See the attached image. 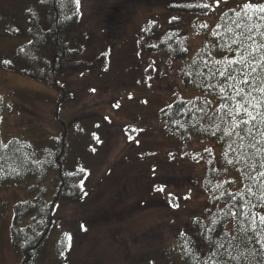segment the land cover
<instances>
[{
    "label": "rangeland",
    "instance_id": "rangeland-1",
    "mask_svg": "<svg viewBox=\"0 0 264 264\" xmlns=\"http://www.w3.org/2000/svg\"><path fill=\"white\" fill-rule=\"evenodd\" d=\"M27 1L0 0L22 31L20 36L0 32V91L6 105L1 138L53 145L67 126L63 168L86 171L78 186L80 200L58 202L54 230L33 264H184L174 242L193 233L192 218L205 216L203 158L209 148L218 151L213 144L179 140L166 131L160 111L176 98L199 93L184 86L176 59L167 62L152 24L161 21L162 34L169 24L180 28L194 52L204 38L198 27L213 25L225 9L262 7L264 0H208L207 16L168 12L172 0H81L73 35H89L85 56L90 62L106 53L107 61L94 71L69 72L71 99L59 108L34 98L40 94L57 101L59 93L48 82L2 67L4 57L29 41L20 16ZM54 176L42 184L50 193L56 190ZM27 190L0 187V264L21 263L11 225L14 206L27 199ZM168 190L186 195L174 206ZM61 240L63 252L55 255Z\"/></svg>",
    "mask_w": 264,
    "mask_h": 264
},
{
    "label": "trees",
    "instance_id": "trees-1",
    "mask_svg": "<svg viewBox=\"0 0 264 264\" xmlns=\"http://www.w3.org/2000/svg\"><path fill=\"white\" fill-rule=\"evenodd\" d=\"M169 5L168 12L201 16L212 7L208 0H172ZM260 8L225 9L213 25L198 27L204 38L194 52L180 28L169 24L162 34L161 21L152 24L167 62L176 59L184 86L199 93L176 98L160 111L166 131L179 140L213 144L218 151L214 154L209 148L203 158L205 216L192 218L188 225L193 233L180 234L174 242V252L184 264H264V12ZM80 14L81 0H28L20 16L26 21L29 41L2 60L5 70L53 86L59 93L57 101L40 94L34 98L57 108L71 99L65 80L69 72L94 71L100 61H107V53L94 62L85 56L89 35H73ZM8 15L0 6V32L22 35ZM5 111L0 91V125ZM68 132L63 126L53 145L16 138L5 143L0 133V187L28 189L27 199L14 206L11 225V243L20 264H33L48 241L58 202L80 200L78 186L86 171L63 168ZM55 174L56 190L50 193L42 184ZM168 191V203L174 206L186 195L185 190ZM63 247L61 240L55 255Z\"/></svg>",
    "mask_w": 264,
    "mask_h": 264
},
{
    "label": "snow or ice",
    "instance_id": "snow-or-ice-1",
    "mask_svg": "<svg viewBox=\"0 0 264 264\" xmlns=\"http://www.w3.org/2000/svg\"><path fill=\"white\" fill-rule=\"evenodd\" d=\"M245 7H251V5H245ZM261 12H264V7H261L259 9ZM249 116H251L252 114L251 113H248ZM253 119H255V117H253ZM244 123H247V121H245Z\"/></svg>",
    "mask_w": 264,
    "mask_h": 264
}]
</instances>
